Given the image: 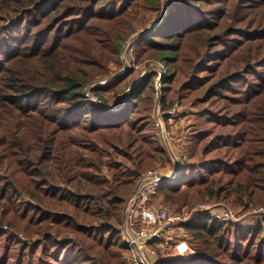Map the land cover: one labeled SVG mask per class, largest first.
Returning a JSON list of instances; mask_svg holds the SVG:
<instances>
[{
  "label": "trees",
  "instance_id": "1",
  "mask_svg": "<svg viewBox=\"0 0 264 264\" xmlns=\"http://www.w3.org/2000/svg\"><path fill=\"white\" fill-rule=\"evenodd\" d=\"M143 13L156 18L140 35ZM136 34V63L167 67L162 106L198 109L182 183L160 193L264 205V0H0V217L39 237L29 246L0 231V264L125 262L126 204L167 158L152 120L159 72L113 108L106 94L132 68L91 85L123 68ZM186 228L195 254L164 264H264L263 223Z\"/></svg>",
  "mask_w": 264,
  "mask_h": 264
},
{
  "label": "rangeland",
  "instance_id": "2",
  "mask_svg": "<svg viewBox=\"0 0 264 264\" xmlns=\"http://www.w3.org/2000/svg\"><path fill=\"white\" fill-rule=\"evenodd\" d=\"M253 10L252 12H254ZM247 12V11H246ZM245 12V13H246ZM156 15L151 14V13H143L142 14V19L144 20L142 28H140V33L144 32L146 28L150 27L153 21L155 20ZM247 20L250 19L249 16L246 17ZM160 21H158L156 24H158ZM156 24H153L152 26H155ZM144 28V29H143ZM151 28V27H150ZM144 30V31H143ZM138 33V34H140ZM138 34H136L134 37L130 38L124 47L121 59L123 62V68L120 67V65L116 63H111L110 65V75L112 76L111 78H107L103 80L104 78L98 79L96 83L92 84L91 86H107V84H110L111 82L113 83L115 81L114 77L119 74L120 72L124 71V62H126L129 66V70L132 68V70L129 72V70L126 72L129 74L126 76L123 84L120 86L118 90H114L113 92H109L106 94V97L108 98L111 107H116L120 103H124L125 101L128 100L129 96V90L137 84V82L141 79V76L145 73H150L154 70H158L159 72V79L157 82V85L160 83V79H162L163 71H166L167 67L166 65H163L160 62H153L152 64H147L148 62H143V63H136V58L134 55V49L137 44V37ZM130 46L128 47V45ZM151 66H155V69H152L148 71V69ZM148 71V72H147ZM140 83V82H139ZM162 83V82H161ZM128 85V89L125 92L118 93L122 89L125 88V86ZM162 87V84H161ZM88 95H89V90ZM90 96V95H89ZM159 100V99H158ZM160 106L155 107L153 113H152V120L155 123V126L157 128V135H158V140L161 143V145L164 147L166 150L167 158L164 164L155 166L153 168H150L149 170L145 171L142 173V176L139 180L143 179L148 175L150 171H162L163 173H169L172 168L171 166V153L174 156L175 153L178 155H184L185 158V163L186 165L188 164V156L189 154L188 148L189 144L191 142L192 137L194 136L193 133V127L195 124V118L198 113V109L191 104H185L181 103L180 101H175L173 103H170V101H167V106L163 107L162 106V92H161V101H160ZM124 105V104H123ZM177 106L179 109V118L177 119L178 122L176 124H171L169 120L165 117L167 114L168 110L170 108H173ZM160 108L161 114H163L164 120L162 122H159V111L158 109ZM120 109V108H117ZM159 125H162V128L166 129V131L172 132V138L168 136H163L161 127ZM160 127V128H159ZM168 133H166L167 135ZM172 149V152L170 150ZM174 152V153H173ZM0 175L1 176H6L7 172L2 171L0 169ZM9 177V175H8ZM182 178L183 176L179 179V182L182 183ZM139 182V181H138ZM179 182H171V183H176L178 184ZM138 184V183H137ZM137 186V185H136ZM136 188V187H135ZM161 189V188H160ZM135 190V189H134ZM163 192L160 193V190L157 191L156 195L153 197V202H152V207H159V206H165L169 209L171 214H177L180 211H183L184 209L191 213L193 210L200 206H206L208 211L206 214H199L196 216H193L191 220L194 218H213V211L214 212H224V210L231 211L233 214V218L229 220L228 222H222V223H232L234 225L239 226L243 230H247L253 227L258 226L259 224L263 223L264 224V205L258 204V206L255 204V202L248 203L247 207H236L233 206L232 204H227L225 202L221 201H216V200H210L209 198H204L203 195L199 194L196 191H192L190 189H183L179 193H175L174 195H169V194H162ZM167 195V196H166ZM166 197L169 198V200L166 199ZM260 198L264 202V196L262 197L260 194ZM258 199V197H257ZM28 201V200H27ZM1 216V214H0ZM6 219H3L0 217V231H3L6 233L10 238H13V240H17L22 242L23 244H28L29 246L32 244V242H35L39 237L37 235L33 236V233L31 229H29L26 226L25 221L19 222L16 216H5ZM214 219V218H213ZM219 222V221H218ZM177 232V236L180 239H184L188 242V244L191 246V235L188 232L186 226L182 228H178L175 230ZM193 253L189 257H182V256H176L172 250L167 251L164 254H161L160 258H157L154 260V262H161V264H164L166 261H171L172 259L176 257H182L184 259H189L191 256L195 254V250L191 246ZM124 261L121 263L118 261L116 264H127L128 261V251L125 252L124 255Z\"/></svg>",
  "mask_w": 264,
  "mask_h": 264
},
{
  "label": "built area",
  "instance_id": "3",
  "mask_svg": "<svg viewBox=\"0 0 264 264\" xmlns=\"http://www.w3.org/2000/svg\"><path fill=\"white\" fill-rule=\"evenodd\" d=\"M162 80L163 75L157 85L158 91L161 90ZM179 109L177 106L170 108L165 115L171 124L178 122ZM158 111L159 122H162L165 118H163L160 108ZM159 126L165 138L168 135L172 138V132L163 129L162 125ZM166 133L168 134L166 135ZM170 150L172 152L171 148ZM171 166L169 173L150 171L146 177L139 180L126 204L123 236L128 251L127 264H161V262L155 263L154 260L169 250H172L176 256L182 257H189L193 253L188 242L178 238L175 230L186 226L193 216L206 214L207 207L200 206L193 210L191 215L185 209L174 215L165 206L152 207L153 197L164 184L168 183L164 178L172 177L174 179L184 174L186 168L184 155L175 153L173 156L171 153ZM213 213L211 217L219 222H228L233 218L231 211H213Z\"/></svg>",
  "mask_w": 264,
  "mask_h": 264
},
{
  "label": "water",
  "instance_id": "4",
  "mask_svg": "<svg viewBox=\"0 0 264 264\" xmlns=\"http://www.w3.org/2000/svg\"><path fill=\"white\" fill-rule=\"evenodd\" d=\"M160 23L161 22H159L158 24H156L155 26H153L152 27V29H155L158 25H160ZM147 31H144V32H141L140 33V35H143V34H145ZM156 67L155 66H151L149 69H148V71H150V70H152V69H155ZM129 70V66H128V64L126 63V62H124V71H122V72H120L119 74H117L115 77H114V79L116 78V77H118V76H121V75H124L127 71ZM147 71V72H148ZM147 73H145V74H143L142 76H141V79L137 82V84H135V86H137L138 85V83L145 77V75H146ZM134 86V87H135ZM134 87H132L130 90H129V93L134 89ZM85 96H89L88 95V91L86 90L85 91ZM158 102H157V107H159L160 106V101H161V90H159L158 91ZM125 103H126V101H125ZM122 108V107H121ZM120 108V109H121ZM119 109H115L114 111H118ZM166 181H168V182H170V179L169 178H167V177H165L164 178ZM124 219H125V209H124ZM123 231L125 232V228L123 229Z\"/></svg>",
  "mask_w": 264,
  "mask_h": 264
},
{
  "label": "bare ground",
  "instance_id": "5",
  "mask_svg": "<svg viewBox=\"0 0 264 264\" xmlns=\"http://www.w3.org/2000/svg\"><path fill=\"white\" fill-rule=\"evenodd\" d=\"M182 176V175H181ZM181 176H179V177H176V178H172V177H170V182H168V183H171V182H178L179 181V179L181 178ZM173 179V180H172Z\"/></svg>",
  "mask_w": 264,
  "mask_h": 264
}]
</instances>
